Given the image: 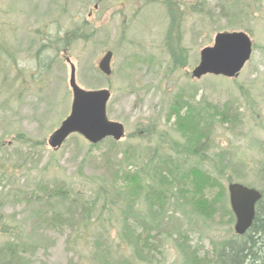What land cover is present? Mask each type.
I'll list each match as a JSON object with an SVG mask.
<instances>
[{"label": "rangeland", "instance_id": "rangeland-1", "mask_svg": "<svg viewBox=\"0 0 264 264\" xmlns=\"http://www.w3.org/2000/svg\"><path fill=\"white\" fill-rule=\"evenodd\" d=\"M184 1L191 4V13L177 21L167 42L169 21L161 20L153 4L124 19L126 0H0V145H4L0 161L13 166L20 190L17 199L12 195L4 200L3 212L10 224L22 225L30 240L26 264H185L178 231L203 264H214L222 246L239 241L227 186L239 183L264 191L257 171L264 160V0ZM77 22L82 30H76ZM220 32L249 35L253 42L249 62L234 80L214 76L193 80L190 74L200 50L212 46ZM68 33L73 34L68 46L62 42L63 47L40 50L47 35L64 39ZM175 37L185 63L174 70L169 45ZM107 51L113 54L108 77L97 68ZM67 57L76 68L80 88L110 92L106 114L124 126L122 141L90 145L74 135L51 152L47 139L68 116L72 102ZM177 95L200 113L201 128H206L208 115L215 117L213 109L219 113L230 107L234 124L217 121L209 129L214 150L207 155L215 153V161L200 157L199 162L182 148L168 155L176 156L182 175L195 167L208 174L212 181L203 186V198L220 202L214 214L204 218L191 212V203L181 206V198L177 204L171 200L165 213L169 222L150 234L153 250L140 262L120 241L117 211L99 218L100 202L96 207L93 202L100 186L110 185L109 192L119 193L127 181L125 172L155 168L168 160L155 149L159 143L160 148L171 149L180 140L174 118H168ZM39 182L69 186L78 194L76 206L88 201L91 210L70 209L67 203L64 218L34 223L24 195L35 191ZM187 195L192 201V192ZM138 201L136 209L145 215L143 198ZM87 221L93 222V229L80 232L79 226ZM3 243L0 233V247ZM100 251L103 255L95 256Z\"/></svg>", "mask_w": 264, "mask_h": 264}, {"label": "trees", "instance_id": "trees-1", "mask_svg": "<svg viewBox=\"0 0 264 264\" xmlns=\"http://www.w3.org/2000/svg\"><path fill=\"white\" fill-rule=\"evenodd\" d=\"M172 21L169 33L165 36L167 42L170 40L169 34L172 35L173 29L178 27L177 21ZM70 37L71 35L68 34V41ZM68 44L69 42H67V46ZM171 45H169V56L172 69L175 70L185 63L184 50L178 37L174 38L173 43L171 41ZM46 48L45 45H40L41 51ZM175 97L169 106L168 118H174L180 140L174 141L171 149L160 148V143L156 145L155 149V152L162 151L168 160L159 161L161 163L155 168L147 167V170L143 168L136 172H125L123 176L127 181L120 185L119 193L109 192L110 185L100 186L96 193L95 199L97 200L93 202L94 207L100 202L99 218L103 213L113 216L114 211H117V215L114 217L121 222L120 241L125 247L133 249L140 262L146 261L153 250L154 244L150 240H154V237L149 238L150 234L168 224L169 217L165 213L167 204L171 200L177 204V199L181 198V206L191 203V212L204 218H210L214 214V206L220 202V198L219 200L215 198L212 201L203 198V186L212 181L208 174L206 175L199 167H195L187 174L182 175L179 170L180 163L174 159L176 156L168 155L174 154L175 150L178 154L182 148L190 156L197 158L199 162L200 157H206L210 162L215 161V153L212 154V157L207 155L208 151L212 150L213 152L214 150V140L211 138L209 129L214 127L217 121L222 124H234V118L230 115V107L224 106L219 113L217 109H213L215 117L208 115L205 122L206 128H201L203 120H200V113L192 104L183 102L180 95ZM0 147H4V145L1 144ZM153 155L155 156L156 153ZM177 157L180 158V156ZM257 171L259 182L264 185V160L260 163ZM16 175L13 166L0 161V233L4 242L0 247V264H26L29 256V250L26 249L29 247L30 240L25 236V229L22 225L10 224L3 212L4 200L12 195H15L14 199L19 196V182H17ZM115 182L116 180H114ZM130 183H132V187L129 186ZM244 186L253 188L250 185ZM35 189L32 193L24 195V201L30 206L29 208L33 209L30 219L35 220L34 223L44 222L47 217L48 221L51 220L50 218H64V204L67 203H69L70 209H81L84 213L91 210V204L88 201H84L79 207L76 206L79 202L78 194L69 186H48L46 183L39 182ZM258 191L262 197L255 206V217L250 229L243 236H238L239 241L231 240L222 246L214 264H264V191ZM190 192L193 195L192 201L187 195ZM140 198H143L146 204L145 215H140V210L136 209ZM95 221H99V219ZM93 226V222L87 221L80 225L78 230L88 233L93 229ZM178 238L184 241L179 244V248L185 264H203L204 259L201 260L194 250H189L188 244L185 243V239L179 231ZM101 255H103V251L95 256Z\"/></svg>", "mask_w": 264, "mask_h": 264}, {"label": "water", "instance_id": "water-1", "mask_svg": "<svg viewBox=\"0 0 264 264\" xmlns=\"http://www.w3.org/2000/svg\"><path fill=\"white\" fill-rule=\"evenodd\" d=\"M253 52V42L245 32H220L214 36L212 46L199 52V62L191 71L193 80L206 76L236 79L249 62ZM112 52L107 51L98 62L100 73L111 75ZM68 86L72 95L70 111L67 117L49 135L48 147L57 152L72 135L82 137L90 145H96L106 138L115 142L125 136L121 123L110 121L106 114L110 92L106 89L88 91L80 88L76 82V69L69 58ZM229 206L234 215V233L243 236L251 227L255 217V206L261 193L239 183L227 186Z\"/></svg>", "mask_w": 264, "mask_h": 264}, {"label": "flooded vegetation", "instance_id": "flooded-vegetation-1", "mask_svg": "<svg viewBox=\"0 0 264 264\" xmlns=\"http://www.w3.org/2000/svg\"><path fill=\"white\" fill-rule=\"evenodd\" d=\"M126 1L129 3V6L127 7V13H126V15H124V19H125V16L129 15L130 13H132L136 10H140L145 4H153L157 8L156 13L158 14V16H160L161 20L165 19L164 17H166L168 19V21H169L168 31L170 30L171 22H173L172 20L178 21V20L184 18V15L186 14V12L191 13V9H192L191 4L185 3L184 0H126ZM187 1L190 2V0H187ZM113 5H115V4H113ZM94 8H96V7H94ZM161 11H163V12H161ZM158 12H160V13H158ZM114 13L115 14L117 13V11H115V8H113V14ZM163 21H165V20H163ZM79 23L80 22H77L76 30H78V29L82 30V28H81L82 24H79ZM78 25H80V26H78ZM174 29H176V28H174ZM73 31L74 30H72V32ZM68 34L73 36V34H71V33H68ZM68 34H66L64 39L63 38L59 39L57 37L47 35L45 40H43V43L41 45H45L47 47L46 49H52V46H58V44L60 47H63V45H61V44H62V42L65 43V45L67 44V42H68L67 35ZM48 36H49V38H48ZM56 49H58V48L56 47ZM112 56H113V54H112Z\"/></svg>", "mask_w": 264, "mask_h": 264}]
</instances>
